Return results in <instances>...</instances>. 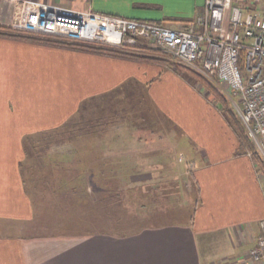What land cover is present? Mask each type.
<instances>
[{
  "label": "crops",
  "instance_id": "0c3cea01",
  "mask_svg": "<svg viewBox=\"0 0 264 264\" xmlns=\"http://www.w3.org/2000/svg\"><path fill=\"white\" fill-rule=\"evenodd\" d=\"M25 1L172 27L205 6L0 0V25L13 26L16 5ZM212 96L169 62L0 36V222L21 227L0 232V264H255L250 251L262 232L264 173ZM79 110L87 130L58 133ZM61 134L71 140L66 150L27 155V136L51 141ZM180 145L191 157L186 170L175 158ZM61 166L66 175L57 192L49 183V197L72 201L68 215L95 204L97 230L22 234L41 212L33 181ZM182 182L188 187L180 193Z\"/></svg>",
  "mask_w": 264,
  "mask_h": 264
},
{
  "label": "built area",
  "instance_id": "2783aa9c",
  "mask_svg": "<svg viewBox=\"0 0 264 264\" xmlns=\"http://www.w3.org/2000/svg\"><path fill=\"white\" fill-rule=\"evenodd\" d=\"M17 5L14 28L118 49L147 44L219 84L264 160V0H205L204 10L179 27L40 2ZM260 226L250 251L255 264H264V219Z\"/></svg>",
  "mask_w": 264,
  "mask_h": 264
},
{
  "label": "rangeland",
  "instance_id": "374dc122",
  "mask_svg": "<svg viewBox=\"0 0 264 264\" xmlns=\"http://www.w3.org/2000/svg\"><path fill=\"white\" fill-rule=\"evenodd\" d=\"M17 8H18V5H16V13L18 12ZM16 16H17V14H15V17ZM11 27H13V26H11ZM14 29L21 31V32H25L27 34H33V35L43 36V37H53V36H48V35H42L39 33H34V32L23 30V29H17V28H14ZM146 52H150L154 55H158L159 57L166 59L169 63H171L172 65L179 68L180 61L177 60L175 57L169 55L168 53H164V52L160 53V52H155V51H146ZM181 71L185 72L184 70H181ZM186 74H188V73H186ZM190 76H193V75L191 74ZM216 87L221 94H224L222 92V90H225V89H223L222 86L220 87V85L217 84ZM212 97L215 98V102H217L218 108L221 109V107H220V105H222L221 102L219 103L217 97H214V96H212ZM230 106H232V105L230 104ZM232 108L237 112L238 117H240V114H239L237 108H235L234 106ZM84 114H86L88 117V114L86 112ZM92 115L97 116V113L95 112ZM136 117H137V115H136ZM92 124H90L89 126L91 127ZM143 126H144V124H143ZM92 127H93V125H92ZM106 127H108L107 130H109V127H111V126L109 125ZM31 136L37 137L38 135H31ZM68 136L69 135L66 136V135L61 134L59 136H56L55 139H52L51 144H48L49 141L45 140L47 142L42 141V144L40 143L38 145V146H40V145L41 146L35 147V148H32L31 144H30V146H28V145L26 146V143L24 141L25 151L28 154L33 153V150H38L37 152H39V150H41L42 151V152L40 151L41 154L48 153V149H49L48 145L52 146L53 148H55L57 150H66V147L69 146L67 143L71 142V140L68 138ZM247 136L249 137L248 134H247ZM56 138H57V140H56ZM249 139H250V137H249ZM178 148H180V151L176 150V155H175L176 162L183 169L186 170V166H187L189 160L191 159V157L188 155V153H186V151H185L186 149L184 146L180 145ZM181 150H183L182 151L183 153H181ZM180 158L182 160H179ZM32 160H35V159L32 158ZM63 165H65V164L63 163ZM25 167H23L24 173H26V171H27L25 169ZM261 167H263V165H261ZM30 169H33V168H30ZM55 170H56L55 172H52L53 170L50 169V171H49V169H47L44 171L46 178L38 177L37 179H35L36 182L33 181V186H37V187L30 189V191L32 192V194L37 199L39 196V201H37V206H38V209L41 210V212L38 211V215H37L38 219L36 218V220H33L32 222H29V223L24 225L23 230H22V234L32 233V232L33 233H35V232L41 233V234H54V233H66V232L67 233H70V232L77 233L80 230L87 229V227H89L90 231L97 230L98 226H97L96 214H95V218L92 217V211L96 210L95 204H91L90 209H84L80 213L77 212V210H79V211L81 210L80 206L75 207L76 209L75 208L73 209L75 211V213L72 212L68 215L66 213V210L68 208H71L70 204H72V203H70V202H72V201H63V202L57 201L55 203V201L53 202V200H52L53 198L49 197V195H50V192H48V190L50 191L49 183H53V186L51 187V189L57 192L58 190H60L59 188H60L61 178H64V176L66 175V172L64 171L65 169H63L62 166L55 168ZM261 170L264 173V169H261ZM31 172L35 173V172H37V170H35V171L31 170ZM69 175H73V174L69 173ZM33 177H35V176L33 175ZM53 177H54V179H53ZM182 184H183V186H179V188H178L180 193L184 189L183 187H186V190L188 187L187 183L182 182ZM36 190H37L36 193L33 192ZM179 195H182V194H179ZM86 211L88 213H89V211H91V212L89 214H87ZM81 213H82V215H81ZM87 215H89V218H86ZM11 226L12 225H10V229H9L8 226H4L3 223L0 222V232L7 233L6 231H8V232H19V233H21L20 225L17 227H14V226L11 227Z\"/></svg>",
  "mask_w": 264,
  "mask_h": 264
},
{
  "label": "trees",
  "instance_id": "16d2710c",
  "mask_svg": "<svg viewBox=\"0 0 264 264\" xmlns=\"http://www.w3.org/2000/svg\"><path fill=\"white\" fill-rule=\"evenodd\" d=\"M138 20H143V21H149V22H156V23H165L163 21H156V20H145V19H138ZM0 36H15V37H21V38H29L31 40H39L48 44L52 45H61V46H66V47H71L75 49H80V50H86V51H92V52H106V53H112L116 55H121V56H127V57H133V58H139L143 60H155V61H162V62H168L166 59H163L159 57L158 55H154L150 52L146 51H155V52H164L163 49L157 48V47H152L146 44L142 45H137L136 47L128 48V49H118L114 47H110L108 45L104 44H93L89 42H74L67 40L65 38H59V37H43V36H37L33 34H27L25 32L18 31L14 29L13 27H7V26H2L0 25ZM180 71L184 70L186 73L189 75H193V77L198 78L201 80V82L205 85V87L214 95V97L218 98L219 103L221 102L222 105H220L225 117L227 120L230 122L232 127L235 129L237 132L239 139L241 141V146L249 149L252 152L253 157L257 160L259 163L260 169H264V160L262 157L258 154L256 151V147L254 143L249 139L247 136L246 129L240 119L238 117L237 112L230 106L229 99L224 95L219 92L217 89L216 85L208 82L206 79H204L201 75H199L197 72L192 70L191 68L187 67L183 63H179V68ZM86 129V126L84 124V118L82 116L81 110H79L71 119H69L63 126L57 129L58 133H81L84 132ZM48 142V144L52 143V140L50 141L49 138H36L34 139V136H28L25 139L26 146L32 145V148L35 147H40L38 146L40 143L42 144L43 142ZM50 146V145H48ZM37 149V148H36ZM38 150H33V153L28 154L29 157L32 158V154L36 155L39 152ZM31 155V156H30ZM263 165V167H261ZM96 190V189H95Z\"/></svg>",
  "mask_w": 264,
  "mask_h": 264
}]
</instances>
